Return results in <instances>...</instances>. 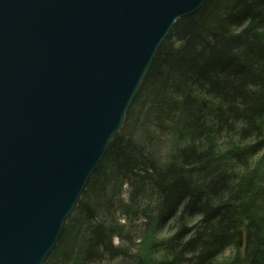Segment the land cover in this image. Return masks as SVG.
Returning <instances> with one entry per match:
<instances>
[{
    "label": "trees",
    "instance_id": "1",
    "mask_svg": "<svg viewBox=\"0 0 264 264\" xmlns=\"http://www.w3.org/2000/svg\"><path fill=\"white\" fill-rule=\"evenodd\" d=\"M125 120L46 263L103 264L107 259L100 256L108 250L136 264L151 263L137 253L144 237L132 242L121 233L122 222L131 223V205L139 209L148 202L147 194L157 192L158 226L201 218L194 229L182 225L175 238L151 245V250L165 246L171 259L158 264H212L235 246L239 229L245 248H236L238 257L229 264H264V0H207L177 21L147 68ZM135 127L190 141L175 153L178 163L172 159L156 171L143 159L142 143L153 142L136 136ZM213 171L219 174L204 177ZM121 185L128 187L126 200H112ZM97 214L118 224L109 230L104 222L95 225ZM134 214V221L146 215ZM147 219L142 227L149 229L154 221ZM113 238L127 243V251L114 247Z\"/></svg>",
    "mask_w": 264,
    "mask_h": 264
},
{
    "label": "water",
    "instance_id": "2",
    "mask_svg": "<svg viewBox=\"0 0 264 264\" xmlns=\"http://www.w3.org/2000/svg\"><path fill=\"white\" fill-rule=\"evenodd\" d=\"M206 1L0 0V77L12 84L7 78L60 65L36 88L69 96L30 109L19 125L4 118L16 104L0 108V264L44 263L158 45L177 17ZM125 49L134 55L123 62Z\"/></svg>",
    "mask_w": 264,
    "mask_h": 264
},
{
    "label": "rangeland",
    "instance_id": "3",
    "mask_svg": "<svg viewBox=\"0 0 264 264\" xmlns=\"http://www.w3.org/2000/svg\"><path fill=\"white\" fill-rule=\"evenodd\" d=\"M235 31H237V30H235ZM235 31H233L232 33L236 34V33H234ZM167 36H168V34H167ZM165 38L162 40L160 45L164 42ZM155 54H154V56H155ZM154 56H153V58H154ZM245 63H247V62H245ZM125 121L126 120H125V115H124V119H123V122L121 124V127L119 128V131L122 128L123 123ZM134 130L136 131V136H141L142 135V136H144L143 138L151 139V142H153V144H151L150 146H147V143H146V145H145V143H142L143 144L142 145V149L144 151L143 159L146 160V161L150 160L151 162H150L149 166L151 164L154 165L156 171H158L160 169L159 165H161V167H162V164L167 163V161H170V160L174 159L173 163L177 162L178 160H175L176 158H174L175 157L174 156L175 153L183 145L188 144L189 141H190V140L187 139V137H183L182 138V137H178V136L175 137V136H169V135L163 136L164 133L162 134L161 132L160 133H153L152 131H150L151 134L149 135L148 131H147L148 129L147 130L146 129H142L143 131H141V129H139V127H135ZM161 136H163V137H161ZM112 138L110 139V141L112 140ZM175 138H176V141H175ZM229 138H230V136L228 135L227 137H224L223 139H225L228 142ZM234 141H235V139L233 140V142ZM249 141L250 140L247 141L245 146H248V144H249L248 142ZM180 142H182V143H180ZM107 147H108V145H107ZM106 152H105V154H106ZM105 154H104V157H105ZM104 157L102 158V160L104 159ZM144 160H143V164L142 165L144 167L148 166L147 163ZM255 161H256V159L253 160L251 163H254ZM100 164H101V162L99 163V165ZM98 166H97V168H98ZM97 168H95L94 171L92 172V174L89 177L88 182H87V184H86L84 189L87 188L88 183H89L92 175L94 174V172L96 171ZM163 168H165V167H163ZM219 171H221V168H220ZM218 174H219V172H214V171H213V173L212 172H208L207 173L208 176L204 175V177H208V178L215 177ZM109 185H110V189L112 190L113 189L112 186H114V184L112 182H109ZM119 190L120 191H118L117 194H116V190L112 194V196H113L112 200L113 199H114V201H119V200L121 201L122 199L126 200V196H128V193H129L128 187L126 185L125 186L121 185ZM83 192H84V190H83ZM83 192L81 193L79 199L77 200L75 208L68 215L67 219L69 217H71V215L76 211L77 206H78V202L80 201V199L83 196ZM152 193L153 192H150V194H147L148 195L147 196L148 197V200H147L148 202H145V205L143 203L142 204L140 203V205H138L140 207L139 209H136V205L134 203L131 205L132 207L128 211V213L129 214L131 213L130 215H132V216L129 217V220L131 221V223L130 222L127 223V222L123 221L122 223H126V224H124L123 232L121 233L119 231L121 233V237L131 238L132 242L134 241V239H136V240L139 239L140 236L142 238L144 237L143 241L139 242V244H137V245H139L137 247V249H138L137 253L140 254L141 258L142 257H146V258H148L151 261V263L148 262V261L145 262L142 259V262L144 264H158L160 262L171 261V259L165 254V251H164V247L165 246H158L157 248H152V250H151L150 249L151 245L153 243H161L163 240L168 239V238H172V239L175 238L178 233L182 232V225L185 226L184 228L192 230V228L194 229L195 228L194 226H196L201 220V218H193V219L192 218H190V219L186 218L183 221H178L177 219H174L172 222H170L169 224H167L164 227L158 226L157 225L158 221H157V218H156V214H157V212L159 210L160 202L158 200L159 197L157 196V192H154V194H152ZM92 202H93V199H92ZM135 203L138 204L137 202H135ZM116 204H117V202H116ZM143 206H146V210L144 212H141L142 211L141 209L143 208ZM134 213H136V215H138V214L139 215L140 214H146L145 216L147 218H150L152 221H154L156 223L153 222L151 227L149 226V229H148V226L144 228V226L142 227V221L141 220H144V221H150V220H148L145 216H139L138 215L140 217V220L139 221L138 220L134 221L135 218L137 219V217L135 216ZM101 219H103V218L99 214H97V217L94 220L95 221L94 222L95 225L96 224H103V222H104L105 223L104 227L107 229V228H111L113 226V224H115V225L118 224V222H116L117 220H115V221H113L111 223H107L106 220L103 219L101 222H98ZM107 230H109V229H107ZM64 231L65 230H61V235L59 237V240H56V242L54 244V247H53V250L58 245V243H59ZM115 231L116 230H114L113 232L115 233ZM238 233H241V239L239 238ZM236 238H237L236 239L237 242H236L235 246L229 247L226 250H224L212 262V264H229V263H231L232 260H234V258L238 257L236 253H239V251L236 248H238L239 250H241V252H243V249L245 248V244H246L245 243V233H244V231L239 229L237 231V233H236ZM239 239L241 240L240 244H239ZM82 241L83 240H80L79 237H78V239L76 240V245L79 246V243H81ZM178 241L180 243L181 240H178ZM137 242L138 241H136L134 243H137ZM113 246L122 248L123 251H127L128 247H129V245L127 243H125V242L122 243V242H120V240H118L116 238H113ZM130 249L131 250H129V253L131 254L133 252L135 254V251L132 250L131 247H130ZM98 251H101V249H99ZM112 253H115V254H112ZM100 257H102L104 259H107V261L105 263H103V264H111L110 261H109V258H111V257H112V260H113L112 264H136V261H134L133 259L127 260L124 257L119 256L118 253L115 252L114 250H108V251L104 252V254H102ZM241 257H243V255H240V258ZM241 262H242V264H246L245 260L241 261ZM178 263L179 262H176V264H178ZM43 264H47V263L45 262ZM48 264H49V262H48ZM87 264H102V263H87ZM179 264H186V262L185 263L184 262H180Z\"/></svg>",
    "mask_w": 264,
    "mask_h": 264
},
{
    "label": "bare ground",
    "instance_id": "4",
    "mask_svg": "<svg viewBox=\"0 0 264 264\" xmlns=\"http://www.w3.org/2000/svg\"><path fill=\"white\" fill-rule=\"evenodd\" d=\"M187 16L188 15H182L180 17H177V20L175 21V23L177 21H179L180 19L187 17ZM174 20H175V18H174ZM175 23H174V25H175ZM109 28H110V33H113V34L117 33L116 27L110 26ZM161 30H162L161 28L157 29L158 32H161ZM162 36H165V35H162ZM166 38H167V36H166ZM126 41H125V43H126ZM160 46L161 45L159 44L158 47H160ZM157 50H158V48H157ZM157 50L155 53H157ZM133 55L134 54L129 53L127 51V49H125L123 51V53L119 54L118 56H119V58H121V60H122V58L127 57V58L123 59V62H125V61L130 60L129 58ZM131 59H132V57H131ZM77 60H78V58H77ZM45 66H46L45 72H43L42 75L37 76L35 79H33L31 77L30 71L28 72V75H23L24 78L22 76L7 78V79H11L12 84H10L9 81L5 80V78L0 77V86L3 87L2 90L0 91V98H2V97L11 98L10 102L3 103L2 105H0V108H2V109L5 108L8 111H11L12 109H15L12 104H16V106L19 109V111L14 115L5 114L4 118L8 119L10 123H14V121H17V124L19 125V123H21L19 121L26 117V115L28 114L30 109H32L34 111V110L40 108L41 105L44 104L45 101H49V100L54 101V100L60 99L61 97H62V100H64V101L69 99L68 98L69 96L66 95V92H64L63 96L60 93H54V92H49L48 95H46L36 88V86L44 85L51 79L49 75L51 74V72L54 69H60L62 67L60 65H57V66L45 65ZM74 67L79 72V74H87V75L90 74L89 69L87 68L86 65L85 66H77L76 65ZM65 97H66V99H65ZM8 111H6V112H8ZM67 220L68 219H66V221H64L63 225L60 226V227H62V229L60 228V230L58 232L59 234L57 236V240H59V237L61 235V230L65 229ZM52 251H53V248H51V250L46 254L45 258H43L44 263L47 262V259L51 255Z\"/></svg>",
    "mask_w": 264,
    "mask_h": 264
}]
</instances>
